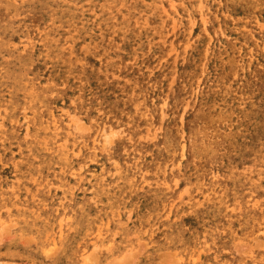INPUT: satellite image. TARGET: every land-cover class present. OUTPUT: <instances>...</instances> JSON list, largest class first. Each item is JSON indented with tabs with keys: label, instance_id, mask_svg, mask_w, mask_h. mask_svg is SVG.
Listing matches in <instances>:
<instances>
[{
	"label": "rangeland",
	"instance_id": "rangeland-1",
	"mask_svg": "<svg viewBox=\"0 0 264 264\" xmlns=\"http://www.w3.org/2000/svg\"><path fill=\"white\" fill-rule=\"evenodd\" d=\"M0 264H264V0H0Z\"/></svg>",
	"mask_w": 264,
	"mask_h": 264
}]
</instances>
